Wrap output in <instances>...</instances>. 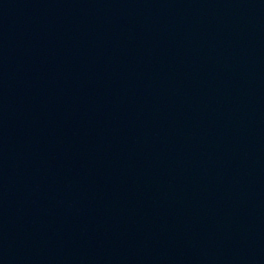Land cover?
<instances>
[{
    "label": "water",
    "instance_id": "obj_1",
    "mask_svg": "<svg viewBox=\"0 0 264 264\" xmlns=\"http://www.w3.org/2000/svg\"><path fill=\"white\" fill-rule=\"evenodd\" d=\"M0 264H264V0H0Z\"/></svg>",
    "mask_w": 264,
    "mask_h": 264
}]
</instances>
